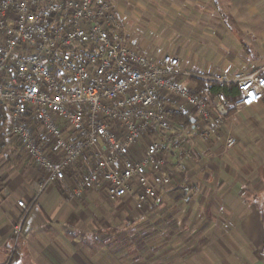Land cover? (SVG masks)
<instances>
[{
    "label": "built area",
    "instance_id": "1",
    "mask_svg": "<svg viewBox=\"0 0 264 264\" xmlns=\"http://www.w3.org/2000/svg\"><path fill=\"white\" fill-rule=\"evenodd\" d=\"M127 32L114 0H0V156L7 132L45 175L43 189L94 163L72 176L71 199L99 188L144 211L180 172L174 158L189 160L199 146L207 156L236 147L224 128L264 103V61L213 79L182 68L177 56L135 48ZM194 79L208 81L203 93L186 84ZM212 84L237 87L234 116ZM34 203L18 201L23 218ZM22 236L19 223L14 239Z\"/></svg>",
    "mask_w": 264,
    "mask_h": 264
},
{
    "label": "crops",
    "instance_id": "2",
    "mask_svg": "<svg viewBox=\"0 0 264 264\" xmlns=\"http://www.w3.org/2000/svg\"><path fill=\"white\" fill-rule=\"evenodd\" d=\"M114 1L121 10V17L127 26L129 42L132 46L148 51L155 58L165 54L177 56L182 64L180 56L189 55V52H183L186 46L182 48L169 46L166 51L162 49L154 51L156 47L148 45L142 35L145 31L144 24L154 23L155 17L158 18L157 12H162L159 9L153 10L162 7L164 4L162 0ZM228 1L174 0V3H171L165 0L167 5L165 8L169 7L168 9H172L178 16L175 26L178 31L175 32L176 39L180 43L185 40L179 38L183 30L189 27L183 25L187 19L185 14L195 8L206 6V23L222 21L220 17L226 18L224 13L231 16L234 23L242 25L261 20L262 13L258 8L264 0H233V2L230 0L231 4ZM222 2L225 4L223 5ZM219 6H222L225 12ZM213 7L220 9V15H215ZM197 24L192 23L190 32H198ZM204 32L205 29H202V33ZM259 46V51L253 58L246 59L244 53L239 54L243 56V62L251 68L236 71L234 74L254 72L263 64L264 40ZM236 54L234 56H237ZM254 65H257L256 68ZM220 66L223 69V64ZM182 68L189 70L188 64L185 66L182 64ZM195 68V70L206 68L208 72L210 65L199 64V67L195 65ZM206 72L203 71L202 75L213 79H226L234 75L226 77V75H212ZM196 73L200 72L196 71ZM253 110L255 115L254 118L249 119L250 124H253L256 130V137L264 139V112L261 111L264 110V103L249 109V111ZM5 130L3 127L2 132L4 133ZM4 138L5 145L0 156V264H13L14 261L15 264H106L104 260H107V264H113L116 260L113 255L118 253V248H121L119 243L116 240L100 241L98 236L101 231L111 233L119 230L115 221L118 217V208L99 188L89 192L83 201L71 199L72 176L77 175L83 168L93 166L94 163L84 161L82 167L80 165L72 169V176L64 182L43 189L45 183L43 172L25 157L17 141L7 132L4 133ZM263 149V144L256 146L255 149V154L259 156L258 163H255L257 169L264 167ZM47 152L49 153V150ZM176 165L181 171L184 162L174 158L171 166L176 167ZM228 181L223 185L220 195L223 207L212 213L209 211L207 214L202 213L195 221L193 229L197 234L193 244H197L198 250L203 247L212 248L211 260L214 263L216 260L218 262L221 260L223 264H264V177L260 176L254 184H250L252 189L249 188V191L247 178H236L232 173ZM173 185L172 181L170 189L162 199L169 196ZM199 185L201 184H197L198 188ZM197 187L189 193V198L193 196L192 194H196ZM248 192L250 198L246 197ZM18 201L35 202L24 221L23 212L17 206ZM215 216L218 218L215 219ZM19 223H22L24 241L21 249L11 257L8 250L14 239V229ZM57 223L65 228H54ZM145 229L149 230L150 227ZM198 235H201L200 239ZM55 239H59L58 242L54 241ZM130 248H134V245Z\"/></svg>",
    "mask_w": 264,
    "mask_h": 264
},
{
    "label": "rangeland",
    "instance_id": "3",
    "mask_svg": "<svg viewBox=\"0 0 264 264\" xmlns=\"http://www.w3.org/2000/svg\"><path fill=\"white\" fill-rule=\"evenodd\" d=\"M162 1L163 8H153L154 11L157 9L162 11L157 12L158 18L155 17L154 23L149 22L143 26L145 31L142 35L148 45L156 47L154 51L158 49L166 51L169 46L171 48L186 46L183 52H189V55L180 57L183 66L188 64L192 73L206 72V68L195 70V65L199 67V64L210 65L206 72L208 74L226 77H230L236 71L251 68L243 62L244 58L239 54L244 53L246 59H250L259 51V44L264 40V2L258 8L262 13L261 20H254L245 25L234 23L233 18L226 13H224L226 18L220 17L222 21L206 23V6L189 10L185 14L186 23L183 24L189 27L179 36L185 39L180 43L175 35V32H178L175 28L178 16L172 9H168L169 7L165 8L167 6L165 0ZM169 1L174 3V0ZM213 8L215 15H220V9L225 10L222 6H219L220 9ZM195 22L198 23L196 27L199 30L196 33L190 32V26L192 27V23ZM202 29L206 32L202 33ZM235 54L237 56H234ZM220 64H223V69ZM256 66L254 65L255 68ZM186 84L197 90L196 82L189 80ZM254 115V110H245L236 114L224 128L225 132L231 130L237 140L236 147L226 154H222L223 149L220 146L214 148L211 154L213 156H207L206 148L203 146L194 150L192 158L183 161L181 171L173 178L174 187L168 197L144 211H137L131 200L114 203L118 208V217L115 221L119 230L111 233L101 231L98 236L100 241L116 240L119 243L121 248L113 255L116 258L113 264H223L221 260L212 262V248L203 247L198 250L197 244H193L197 234L193 225L202 213L207 214L208 211L212 213L223 207L220 195L223 185L229 182L232 173L236 178H247L248 191L252 189L250 184H254L258 177H264V167L257 169L255 164L259 159L255 154L256 146L264 145V139L256 137V130L253 124H250L249 119L254 118ZM199 183L200 188L197 187ZM196 187L198 190L190 199L189 193ZM223 193L225 194V191ZM246 197L250 198V192ZM148 226L150 229L146 230ZM54 228L64 229L65 226L57 223ZM198 236L200 239L201 235ZM23 241V236L17 242L13 239L8 250L11 257L21 249ZM133 245L134 248H130ZM104 262L107 264V260ZM15 263L14 261L13 264Z\"/></svg>",
    "mask_w": 264,
    "mask_h": 264
},
{
    "label": "trees",
    "instance_id": "4",
    "mask_svg": "<svg viewBox=\"0 0 264 264\" xmlns=\"http://www.w3.org/2000/svg\"><path fill=\"white\" fill-rule=\"evenodd\" d=\"M197 75H201L200 73H196ZM194 82L197 83L198 87L197 90L194 92L195 94H198L206 89L208 86V81L205 80H198L194 79ZM211 93L213 95H217L219 93L225 94L228 102H229V112L230 117L234 116L235 110L233 109L235 102L238 99V89L235 85L226 86V85H219V84H212L211 86ZM181 120H185V118H181ZM189 124V122H187ZM15 255V253H14Z\"/></svg>",
    "mask_w": 264,
    "mask_h": 264
},
{
    "label": "water",
    "instance_id": "5",
    "mask_svg": "<svg viewBox=\"0 0 264 264\" xmlns=\"http://www.w3.org/2000/svg\"><path fill=\"white\" fill-rule=\"evenodd\" d=\"M193 124H195V121H193Z\"/></svg>",
    "mask_w": 264,
    "mask_h": 264
}]
</instances>
